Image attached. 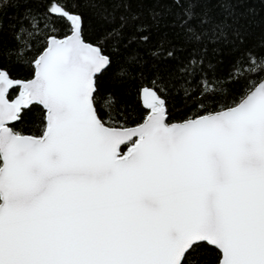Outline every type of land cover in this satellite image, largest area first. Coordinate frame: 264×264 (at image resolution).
<instances>
[{"label":"snow or ice","instance_id":"obj_1","mask_svg":"<svg viewBox=\"0 0 264 264\" xmlns=\"http://www.w3.org/2000/svg\"><path fill=\"white\" fill-rule=\"evenodd\" d=\"M80 3L101 24L129 13L103 37L117 61L85 41L73 11ZM133 3L168 7L149 9L146 26ZM251 3L0 0V62L34 69L23 81L0 69V264H191L202 248L216 264H264V78L255 79L264 77V32L259 50L248 46ZM10 7L23 13L5 48ZM129 21L136 40L125 38ZM57 22L70 35L60 38ZM162 25L175 29L176 43L129 50ZM226 55L233 88H209L221 83L214 73ZM105 77L141 81L145 111L135 127L99 114L98 103L110 119H131L113 94L98 102ZM172 98L193 115L173 123ZM34 107L44 113L42 134L15 131Z\"/></svg>","mask_w":264,"mask_h":264},{"label":"trees","instance_id":"obj_2","mask_svg":"<svg viewBox=\"0 0 264 264\" xmlns=\"http://www.w3.org/2000/svg\"><path fill=\"white\" fill-rule=\"evenodd\" d=\"M109 8H112L113 5H108ZM133 12L142 13L137 24H144L146 26L151 25V20L149 19V9L157 8L163 10L168 7L166 3H133L132 4ZM249 11L255 13L253 17V23L250 28V39L248 46H256L259 50V36L264 32V3L260 0H252V3L247 6ZM78 14H81L83 17V36L87 43H90L94 46H100L106 55H110L114 61H117L119 57L114 51L113 44L109 41L105 44L103 37L105 32L116 27L120 24L119 17L121 15L128 16L129 13L124 12L123 8L117 10L115 15L117 17L115 24H101L92 14L91 10L85 3H80L78 8L73 9ZM23 13V7H10L4 10L3 15V24H4V33L3 40L5 48L13 46L9 27L11 24L15 23ZM171 17H169V22ZM57 28L59 29V37L63 38L64 35L70 34L67 28L64 27L61 23L57 22ZM125 38L133 37L134 40L138 38L139 33H137L135 25L129 21L127 27L123 29ZM175 29L171 26L164 27L163 25L159 28L151 27L150 31H145L143 34L149 36V42L147 44L133 43L131 49L135 50L140 49L143 54L147 48L155 46L157 43L164 41L165 47L168 46V43H176L174 39ZM123 51V49H121ZM33 54L29 53L26 56V60H31ZM231 57L226 55L223 62L219 65L214 73V77L219 78L221 83L210 84L209 88L217 89H231L233 88V79L224 81V78L228 75L231 67ZM0 69L6 71V73L13 80H27L33 77L34 69L28 66L26 63H16L9 62L8 60H3L0 62ZM244 75H248L249 69L245 67L243 69ZM261 78L260 75H256V82H259ZM144 84H147V80L143 81ZM142 84L141 81L135 79H128L123 82H115L110 77H105L102 81V87L100 89V96L97 97L98 102L101 97L106 96L107 94H113L117 103L121 108L126 109L128 114L131 116V119L125 117V115L113 113L112 118H109L107 110L101 108L98 103L99 114L102 116L104 121L108 124H114L118 126L119 124H124L126 127L136 126V122L139 120L140 114L145 111L140 102V88ZM18 93V90H12L9 94V98L13 99ZM238 101V97H237ZM225 102L231 104L233 101L231 98L225 97ZM170 111L172 113V122H181L187 116H192V112L185 113L183 102L180 98H172L169 100ZM222 105H216V109ZM43 110L38 107H34L31 112L25 115L23 121L17 122L15 126V131L21 133L22 135L29 136H39L42 134V125H43ZM126 151V149H125ZM191 264H216L215 253L208 249H199L197 252L193 253L191 256Z\"/></svg>","mask_w":264,"mask_h":264},{"label":"water","instance_id":"obj_3","mask_svg":"<svg viewBox=\"0 0 264 264\" xmlns=\"http://www.w3.org/2000/svg\"><path fill=\"white\" fill-rule=\"evenodd\" d=\"M68 35H70V34H68ZM11 91H12V90H11ZM11 91H10V92H11ZM17 95H18V93H17ZM17 95H16V96H17ZM16 96H15L13 99H15ZM140 102H141V99H140ZM141 105H142V102H141ZM41 109H42V108H41ZM16 123H17V122H16ZM174 123H176V122H174ZM134 127H135V126H134ZM26 136H29V135H26Z\"/></svg>","mask_w":264,"mask_h":264}]
</instances>
